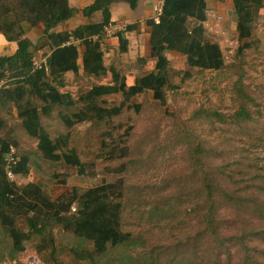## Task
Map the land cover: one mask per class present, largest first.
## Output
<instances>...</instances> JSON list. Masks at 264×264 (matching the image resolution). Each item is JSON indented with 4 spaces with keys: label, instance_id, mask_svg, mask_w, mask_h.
<instances>
[{
    "label": "trees",
    "instance_id": "16d2710c",
    "mask_svg": "<svg viewBox=\"0 0 264 264\" xmlns=\"http://www.w3.org/2000/svg\"><path fill=\"white\" fill-rule=\"evenodd\" d=\"M117 1H124L134 9L138 0H91L77 6L69 0H0V35L8 43L15 44L12 53L0 54V77L13 78L11 85L2 91V96L15 105L24 134L36 140V150L49 161L63 160L79 174H85V164L66 143L70 134L68 129L83 121L107 123L123 109L133 106L134 97L144 91H148L152 100L165 109L171 75L169 52L184 55L186 64L196 72L219 74L226 67L219 45L204 35L202 22L206 18V0H162L158 21L145 20L150 27L147 37L149 54L141 62L151 59L152 67L128 79L114 62L104 64L103 57L111 49L103 28L112 22L111 6ZM230 2L238 37L257 48L260 43L252 23L264 0ZM76 11L87 21L80 22L71 32L51 30L69 20ZM94 12H100L99 22L88 21ZM22 21L30 25L41 23L44 27L33 44L23 36ZM135 27V22H131L123 30ZM71 37L78 43H71ZM116 38L117 53L125 52L127 39L122 32ZM31 45L32 49H29ZM42 48L48 49L46 59L33 66L31 53ZM78 70L95 79L109 75L110 80L79 90L74 97L70 91L62 90L66 84L63 74L77 73ZM234 94L238 100L237 109L228 115L230 120H224L225 115L219 112H214V115L227 124L241 127L253 121L249 109L251 96H246L239 86H235ZM107 97L114 99L108 100ZM35 100L40 103L36 104ZM74 106H78L77 111L58 118L66 130L51 138L41 125L40 116L50 118L59 108ZM3 123L0 118L2 164L3 158L9 154V146L16 143L12 127L4 128ZM258 124L259 131L255 137L262 136L259 147L264 148V120ZM130 130L125 128L122 136L112 131L106 134L108 149L105 157L131 154L128 144ZM181 137L187 139L183 150L189 149L184 159L190 171L189 181L185 184L191 182L194 185L188 189V195L194 200L191 232L184 234L181 240L173 238L142 251L143 238L120 228L115 217L119 201L116 206L107 187H118L119 182L117 185L103 184L106 187L97 184L96 189L83 190L76 197L78 219L68 222L63 228L84 242L82 248L72 250L77 259L85 260L86 264H98L115 253L117 264H264V172L255 184L249 183L250 179L233 182L231 177L235 172L227 170L220 154L214 165L200 139L190 133H183ZM12 171L19 172L18 167L14 166ZM247 171L242 166L238 173L246 175ZM29 193L34 194L31 200L26 199ZM150 203L149 212L153 211L160 221H164L167 210L161 208L166 203L165 198L157 196ZM56 206L57 203L40 198L36 186L18 188L13 182L0 179V221L6 224L11 250H23L24 238L14 225L13 217L22 214L32 227H36L30 228L31 231L38 234L44 231L43 242L47 244L51 232L43 227L51 221L61 226L66 222L60 212L55 211ZM28 213L31 215L27 216ZM183 245L189 251L195 247L192 257L189 251L179 249L185 248ZM41 258L46 260V264H55L52 247L39 248L35 259Z\"/></svg>",
    "mask_w": 264,
    "mask_h": 264
},
{
    "label": "rangeland",
    "instance_id": "374dc122",
    "mask_svg": "<svg viewBox=\"0 0 264 264\" xmlns=\"http://www.w3.org/2000/svg\"><path fill=\"white\" fill-rule=\"evenodd\" d=\"M69 1L77 6V0ZM89 1L84 2L87 4ZM119 2L124 1L113 3L112 11L117 9ZM124 3L126 5L118 8V15L110 17L112 22L105 25L110 30L105 36L111 49L103 57L104 64L114 62L120 72L132 79L152 67L151 59L141 62L149 54L147 37L150 27L145 20L151 18V11L149 17L143 15V20H127L120 15L128 12L129 7ZM138 10H134L135 14ZM205 13L206 18L202 22L204 35L210 42L219 45L226 67L219 74L210 71L196 72L186 64L184 55L169 52L171 75L166 91L165 109L152 100L148 91H144L134 97L133 106L123 109L107 123L83 121L74 124L68 129L70 134L66 143L76 153L79 161L85 164V174L77 173L74 167L65 164L61 159L49 161L36 150V140L24 134L15 105L2 96V91L11 85L13 78L0 77L8 84L7 87L0 88V118L4 122V128L10 126L13 129L16 143L9 146L12 156L11 170L14 166L19 170L14 172L17 175L15 180L8 179L4 170V157L3 164L0 162V179L13 182L18 188L36 186L40 198L57 203L55 211H59L66 221L63 226L51 221L43 227L51 232L49 243L46 244L43 242L44 231L41 234L31 231L30 228L36 227H32L22 214L16 215L13 217L14 225L24 237L21 251L11 250L6 224L0 221V264H46L44 258L35 259V252L46 247H52V261L55 264H86L85 260L77 259L72 251L82 248L83 240L63 228H66L64 225L68 222L78 219L76 197L83 190L96 189L97 184L106 187L103 184L117 185L119 182L118 187H107L116 206L119 201V210L117 214L116 207L115 217L120 228L143 238L142 251L173 238L181 240L184 234L191 232V208L194 203L188 195V189L194 185L191 182L185 184L189 181L190 171L184 161L189 149L183 150L187 140L181 137L183 133H190L202 141L214 165L217 164L220 154L227 170L235 172L231 177L233 182L250 179L249 183L255 184L261 178L264 172V148L259 147L262 136L255 135L259 131L258 122L264 120V5L252 23L254 34L260 43L257 48L251 47L238 37L230 0H206ZM100 20V12H94L88 19L90 22ZM85 21L87 20L81 18V14L76 11L69 20L51 30L71 32L80 22ZM131 22H135L136 27L123 30ZM20 25L23 36L31 44L43 33L44 27L41 23L30 25L22 21ZM119 32L127 39L126 51L122 53H117L116 35ZM70 41L78 43L72 37ZM14 48L13 42L8 43L0 35V54L8 55ZM47 48L31 53L33 66L45 61L49 49ZM29 49H32V45ZM63 78L66 84L62 90L70 91L74 97L79 90L110 80L109 75L95 79L84 75L80 70L77 73L66 72ZM235 86H239L246 96H251L249 109L253 121L241 127L224 121L230 120L228 115L237 109ZM34 102L40 103L37 100ZM77 110L78 106L61 107L50 118L41 115V125L51 138H55L66 130L58 118L62 114ZM205 112L212 114L207 115ZM214 112L224 114L226 119H216ZM125 128L131 129L128 136L131 154L105 157L108 149L106 134L112 131L122 136ZM181 150L183 151L180 155ZM242 166L248 170L246 175L238 173ZM157 196H163L166 200L161 208L167 210L164 221H160L153 211L149 212L150 202ZM33 198V193L26 195L28 200ZM30 215L28 213L27 216ZM130 246L133 248V245ZM179 249L189 251L186 246ZM189 252L192 257L195 247H191ZM98 264H117L115 253Z\"/></svg>",
    "mask_w": 264,
    "mask_h": 264
},
{
    "label": "crops",
    "instance_id": "0c3cea01",
    "mask_svg": "<svg viewBox=\"0 0 264 264\" xmlns=\"http://www.w3.org/2000/svg\"><path fill=\"white\" fill-rule=\"evenodd\" d=\"M84 1H89V0H77L76 5H81V4H86ZM155 0H138L137 1V5L134 9H129L128 8V12L126 13H120L121 16L126 17L127 20H143V15H147L146 17H149V11H151L150 6L154 3L157 2V0L154 2ZM90 2V1H89ZM88 3V2H87ZM120 5H126L124 2H119L117 4V9H115V11H112L111 8V17H115L117 12H118V8ZM138 10V12L135 14L134 10ZM118 15V14H117ZM148 30V28L146 27V31Z\"/></svg>",
    "mask_w": 264,
    "mask_h": 264
},
{
    "label": "built area",
    "instance_id": "2783aa9c",
    "mask_svg": "<svg viewBox=\"0 0 264 264\" xmlns=\"http://www.w3.org/2000/svg\"><path fill=\"white\" fill-rule=\"evenodd\" d=\"M161 4H162V0H157L156 3L152 4L150 6V10H151V19L155 22L158 21V17H159V14L161 12ZM104 32L105 34H109V28L107 26H104ZM2 86H7V82L3 79H0V88ZM5 160V174H6V177L10 180H15L17 175L11 170V160H12V156L10 155V153L8 154V156H6L4 158Z\"/></svg>",
    "mask_w": 264,
    "mask_h": 264
}]
</instances>
